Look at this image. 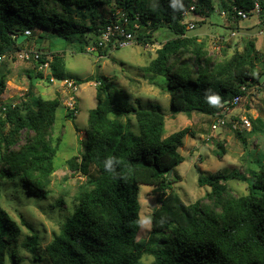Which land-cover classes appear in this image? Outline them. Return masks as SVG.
Listing matches in <instances>:
<instances>
[{
	"label": "trees",
	"instance_id": "trees-1",
	"mask_svg": "<svg viewBox=\"0 0 264 264\" xmlns=\"http://www.w3.org/2000/svg\"><path fill=\"white\" fill-rule=\"evenodd\" d=\"M255 1L263 20L264 0H218L227 16L233 7L250 11ZM52 2L60 11L46 9L41 0H0V56H11L6 59L13 61V54L22 50L29 37L36 36L39 42V57L30 60L34 63L32 75L28 74L31 86L34 80L49 84L67 80L63 54L45 52L52 38L76 44L80 52H86L95 46L104 26L122 15L129 20L134 44H152L151 36L160 28L172 33L141 68L166 78L172 115H204L214 120L211 129L223 115L221 106L244 95L241 88L257 83L261 76L252 75L247 54L234 51L228 55L221 48L212 57L205 39L187 34L182 12L194 5V16L208 17L213 12L212 0H155L152 7L146 6L145 0ZM113 4L111 18L104 19L99 10ZM69 8L88 12L89 20L76 19ZM133 22L138 28L133 29ZM228 22L237 29L236 21ZM25 31L30 36L17 44ZM46 42L48 47H44ZM108 49H97L98 57ZM44 65L45 74V69H39ZM8 74V70L0 72V96ZM96 82V106L87 116L83 151L65 162L71 174H81L86 181L74 196L73 214L45 247L50 264H144V256L152 258L147 264H264V163L254 167L251 162L248 177L238 171L199 175L198 186L209 191L186 205L171 185L179 180L175 169L183 158L178 149L183 138L191 135L189 129L163 137L165 117L160 112L135 109L122 89ZM60 104L58 97L2 104L6 110L0 117V180L17 177L28 194L42 198L49 194L59 141L52 138L51 130ZM129 114L138 123V135L124 121ZM66 117L73 119V112L67 109ZM251 123L247 133L253 135L258 128L255 121ZM233 134L245 143L243 133ZM216 146L223 153L222 144ZM108 160L112 161L111 170L105 167ZM90 167L96 169L95 176L89 175ZM227 179L245 183L247 193L233 195ZM141 185L159 193L151 228L144 235L139 218ZM19 235V224L0 207V264H4L9 244ZM23 247L35 254L38 238L30 235ZM12 259L16 264L18 259Z\"/></svg>",
	"mask_w": 264,
	"mask_h": 264
},
{
	"label": "rangeland",
	"instance_id": "rangeland-1",
	"mask_svg": "<svg viewBox=\"0 0 264 264\" xmlns=\"http://www.w3.org/2000/svg\"><path fill=\"white\" fill-rule=\"evenodd\" d=\"M41 1L46 9L60 11V7L52 0ZM212 3L213 12L205 18L195 17V27L193 30H187V34L205 39L212 57L218 54L221 48L225 49L228 55L234 51L247 54L253 67L252 75L259 74L264 67V19L261 20V16L260 18L253 16L244 21H236L237 29H235L234 24L230 26L226 17H221L218 0H212ZM145 4L152 7L155 0H145ZM113 7L114 4L102 7L99 10L100 15L104 19H110ZM69 13L76 19L88 21L90 18L88 12H78L69 8ZM231 32H234L235 36L231 37ZM171 37L172 33L168 29L160 28L152 34V44H133L125 48L108 49L102 52L100 57L84 50L80 52L76 44L70 45L60 39L52 38L49 41L50 47L47 48L49 50L45 52L63 54L65 77L67 81L77 85V91L69 94L75 101L76 113L73 119L66 117L67 97L61 84L34 80V85H30L31 79L28 78V74L32 75L33 62L4 59L0 63L1 73L9 71L8 81L0 96V105L10 102H30L35 97H40L42 100L58 97L61 102L55 110L51 130L52 138L59 141L53 160L55 171L48 185L49 194L45 198L28 194L17 177L12 181L0 180V207L20 226V235L9 244L4 264H14L13 256L18 259L16 264H50L45 247L73 214L74 196L86 181V177L81 174H71L65 162L83 151L87 116L96 106L95 92L98 80L126 92L130 105L135 109L160 112L165 117L163 137L186 127L189 129L191 135L187 134L183 138L182 146L178 149V153L183 158V162L175 169L179 180L171 185L172 190L184 204L195 203L209 191L206 186H198L199 175H230L238 171L248 177L246 170L251 162L254 167L264 163V97L262 95L249 96L233 111L235 115L245 116L250 123L255 121L258 128L256 134L243 133L245 143L235 137L227 127L211 130L210 124L214 120L204 115L171 114L166 78L141 69L154 57L155 50ZM220 38L223 40L220 41ZM38 43L36 36L29 37L24 42L22 50L37 52ZM44 47L48 46L45 44ZM44 71L45 74L46 69ZM124 121H128L129 129L134 135L139 134L138 123L132 114L124 117ZM217 143L222 144L223 153H219ZM95 174L96 169L90 167L89 175L95 176ZM225 183L235 196H243L247 193L245 183L235 179H227ZM158 197L159 193L153 192V187L139 186V218L143 235L151 228V215L158 207ZM30 235L38 238L35 254L23 247ZM151 259L144 256L142 262L147 264Z\"/></svg>",
	"mask_w": 264,
	"mask_h": 264
},
{
	"label": "built area",
	"instance_id": "built-area-1",
	"mask_svg": "<svg viewBox=\"0 0 264 264\" xmlns=\"http://www.w3.org/2000/svg\"><path fill=\"white\" fill-rule=\"evenodd\" d=\"M194 5L190 6L188 9L184 10L182 12V18L183 23L186 24L187 30H193L195 27L194 24ZM261 8L259 6V3L257 1L254 2V6L250 11H244L241 9H237L235 7L232 8L231 15L227 16L225 12L221 10V17L227 19V21L230 19L231 22L235 21H244L249 19L250 17L255 16L256 18L260 16ZM229 17V19H228ZM122 19L117 21H112L100 31V34L97 37L95 46L86 48V52L92 54L97 53V49H120L125 48L128 46H131L134 44V34L132 33V30H129L127 27L129 24V20L123 15L121 16ZM190 18V19H189ZM137 20V19H136ZM138 28V25L133 22V29ZM135 31V30H134ZM24 35L26 38L30 36L29 31H25ZM235 36L234 32H231V37ZM220 41L223 40V38L219 39ZM14 58L21 61H30V60H37L39 57V54L37 52H30V51H24L21 50L15 54H13ZM11 56H0V63L6 59L10 58ZM46 65L43 67H40V70H44ZM261 76L257 83H249V87L243 86L241 88V91L245 92L244 95H238L235 96L230 103H227L222 108L223 115L218 118L212 125L211 130H216L217 127L229 128L232 132H240V133H247L251 131V123L250 121L242 115H235L234 110L243 102L246 100L249 96H260L262 95L264 97V67L261 70ZM61 87L65 90V95L67 97L66 102V109L73 112L75 115L76 108H75V101L72 99V96H69V94H74L77 91V85L73 82L64 80L61 83ZM99 84V83H98ZM229 106H232L230 108ZM6 108L0 105V117H4V112Z\"/></svg>",
	"mask_w": 264,
	"mask_h": 264
},
{
	"label": "water",
	"instance_id": "water-1",
	"mask_svg": "<svg viewBox=\"0 0 264 264\" xmlns=\"http://www.w3.org/2000/svg\"><path fill=\"white\" fill-rule=\"evenodd\" d=\"M25 39H26V36L23 34V35L18 36L16 42H17V44H20ZM46 46H48V42H47V45ZM95 54L98 55V53H95ZM169 175H170V173H169Z\"/></svg>",
	"mask_w": 264,
	"mask_h": 264
},
{
	"label": "clouds",
	"instance_id": "clouds-1",
	"mask_svg": "<svg viewBox=\"0 0 264 264\" xmlns=\"http://www.w3.org/2000/svg\"><path fill=\"white\" fill-rule=\"evenodd\" d=\"M111 166H112V161H111V160H108V161L106 162L105 167H106L107 169L111 170Z\"/></svg>",
	"mask_w": 264,
	"mask_h": 264
},
{
	"label": "crops",
	"instance_id": "crops-1",
	"mask_svg": "<svg viewBox=\"0 0 264 264\" xmlns=\"http://www.w3.org/2000/svg\"><path fill=\"white\" fill-rule=\"evenodd\" d=\"M256 23H257V22H256ZM255 26H256V24H255ZM45 44L47 45V42H46ZM48 46H49V42H48ZM95 56H97V57H98V55H96V54H95ZM10 103H11V102H10Z\"/></svg>",
	"mask_w": 264,
	"mask_h": 264
}]
</instances>
